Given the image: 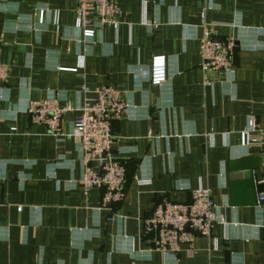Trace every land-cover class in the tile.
<instances>
[{
  "label": "crops",
  "instance_id": "0c3cea01",
  "mask_svg": "<svg viewBox=\"0 0 264 264\" xmlns=\"http://www.w3.org/2000/svg\"><path fill=\"white\" fill-rule=\"evenodd\" d=\"M114 1L121 24L90 39L76 26L78 0H0V264H264V0ZM207 33L234 40V80L202 70ZM155 56L166 57L158 85L145 71ZM104 85L127 103L111 149L126 194L109 208L101 188L80 185L79 140L58 139L26 113L53 96L76 107L83 86ZM79 114H65L64 130ZM251 116L258 141L243 146ZM200 186L226 222L165 257L144 220Z\"/></svg>",
  "mask_w": 264,
  "mask_h": 264
},
{
  "label": "built area",
  "instance_id": "2783aa9c",
  "mask_svg": "<svg viewBox=\"0 0 264 264\" xmlns=\"http://www.w3.org/2000/svg\"><path fill=\"white\" fill-rule=\"evenodd\" d=\"M121 15L122 10L114 0H78L76 26L84 38L91 39L95 35L94 28L98 26L109 25L117 29L121 24ZM2 42L0 37V50ZM234 48L232 38L221 41L211 38L208 33L204 35L199 48L202 70L225 73L230 80H234ZM145 71L152 84H161L167 78L166 57L155 56ZM7 75L8 69L0 59V82L5 81ZM81 92V100L76 107L70 103L62 104L59 97L53 96L29 101L26 113L33 123L44 125L58 139L74 137L79 140L83 166L80 185L85 194L94 187L101 188L102 207L109 208L114 203L122 202L126 194V167L112 154L111 149L115 142L113 122L125 114L127 103L121 91L109 85L94 89L83 86ZM72 110L80 114L70 130L66 131L63 128L64 116ZM257 130L256 118L251 116L242 132L243 146L258 141L255 137ZM144 182L138 180L139 184ZM260 183L262 181H256L259 205L264 202V189L259 188ZM190 195V201L185 203L164 199L156 205L151 216L144 220V233L152 234L153 248L165 257L176 254L182 244L191 245L195 235L210 236L216 223L226 222L210 189L202 186L193 188Z\"/></svg>",
  "mask_w": 264,
  "mask_h": 264
}]
</instances>
